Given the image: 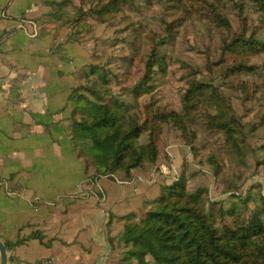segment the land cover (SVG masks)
Here are the masks:
<instances>
[{"label": "rangeland", "instance_id": "obj_1", "mask_svg": "<svg viewBox=\"0 0 264 264\" xmlns=\"http://www.w3.org/2000/svg\"><path fill=\"white\" fill-rule=\"evenodd\" d=\"M42 2L43 11L36 17L41 32H53L58 49L69 43L77 62L72 86L93 89L98 96L118 94L139 116L181 112L182 93L195 79L219 87L230 103L233 128H207L198 110L186 120L192 131L187 142L173 123H163L157 162L141 171L149 176L144 182L159 191L182 171L191 173L187 190L202 188L206 212L214 202L216 224L251 230L246 210L233 217L219 209L229 206L233 193L247 198L250 207L258 206L264 195V50L254 47L264 40V0H120L117 9L110 0H67L62 6ZM105 3L109 10L103 12ZM234 33H239L235 41ZM151 50L164 57L167 70L159 72L153 92L135 96L131 88L142 77ZM238 62L253 71L230 70ZM156 69L154 63L152 75ZM146 127L138 143L147 147L150 124ZM211 155L222 166L218 175L209 164ZM159 161L167 172L159 171ZM0 181L8 189L6 180Z\"/></svg>", "mask_w": 264, "mask_h": 264}, {"label": "crops", "instance_id": "obj_2", "mask_svg": "<svg viewBox=\"0 0 264 264\" xmlns=\"http://www.w3.org/2000/svg\"><path fill=\"white\" fill-rule=\"evenodd\" d=\"M42 3L0 0V179L8 186L0 185V264L49 255L56 264H125L118 236L142 224L159 190L143 167L128 178L85 169L68 135L77 62L69 43L58 49L59 38L41 32Z\"/></svg>", "mask_w": 264, "mask_h": 264}, {"label": "trees", "instance_id": "obj_3", "mask_svg": "<svg viewBox=\"0 0 264 264\" xmlns=\"http://www.w3.org/2000/svg\"><path fill=\"white\" fill-rule=\"evenodd\" d=\"M110 1L117 9L120 0ZM53 2L62 6L67 0ZM105 5L100 8L103 12L109 10ZM238 35L234 33L232 40H237ZM243 41L251 44L247 38ZM254 44L255 48L264 50V40ZM154 63L157 69L152 75L150 69ZM166 70L167 61L151 50L145 60V71L132 86L131 93L138 96L153 92L159 72L165 73ZM230 70L253 71L242 62L235 63ZM68 98L72 103L68 135L74 151L84 159L85 169L93 168L92 178L118 170L128 178L133 168L154 165L161 148L163 123H173L187 142H191L192 131L186 120L198 110L203 111L207 128L213 131L233 128L230 103L217 85L201 79L191 81L185 88L181 96V112L160 111L139 116L129 110L127 102L118 94L98 96L95 90L82 85L72 86ZM211 107L215 108L213 113ZM148 123L146 147L138 141ZM234 144L238 145L235 140ZM208 161L214 174L218 175L222 167L218 160L211 155ZM190 178L191 173L182 171L171 183L164 184L157 196L144 207L142 224L124 226L118 238L127 247L122 258L125 264H133V259L136 264H264V195L259 196L258 206L250 207L247 198L241 199L240 193H233L229 206L222 204L219 209L221 214L227 211L233 217L246 210L251 230L224 222L216 224L214 202L209 203L206 212L201 206L202 188L192 192L187 190ZM235 196L237 200L233 198Z\"/></svg>", "mask_w": 264, "mask_h": 264}, {"label": "built area", "instance_id": "obj_4", "mask_svg": "<svg viewBox=\"0 0 264 264\" xmlns=\"http://www.w3.org/2000/svg\"><path fill=\"white\" fill-rule=\"evenodd\" d=\"M15 264H56V256L49 255L40 259H37L33 262L26 263V262H19Z\"/></svg>", "mask_w": 264, "mask_h": 264}]
</instances>
